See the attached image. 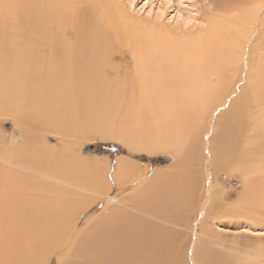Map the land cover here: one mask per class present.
Returning a JSON list of instances; mask_svg holds the SVG:
<instances>
[{
  "label": "bare ground",
  "instance_id": "6f19581e",
  "mask_svg": "<svg viewBox=\"0 0 264 264\" xmlns=\"http://www.w3.org/2000/svg\"><path fill=\"white\" fill-rule=\"evenodd\" d=\"M165 11L153 2L135 11L145 22L169 23L153 28L129 21L117 0H0V109L26 128L23 143L13 140L0 156V264H175L170 245L157 240L168 230L162 222L177 226V206L189 196L197 195L201 217L223 209L230 196L213 178L222 170L242 180L231 211L256 221L244 235H264V0L196 26L193 12L166 19ZM115 53L130 55V71L114 68ZM117 110L133 120L127 135L142 151L151 149L143 139L152 123L193 139L179 150L188 161L179 184L177 173L147 179L123 160L109 188L104 164L73 155L90 129L116 127L109 115ZM29 130L60 135L70 156L48 146L40 155ZM132 184L136 212L111 210V195ZM155 186L171 200L159 201ZM82 210L95 216L89 227L79 224ZM192 233L196 264L200 240ZM231 251L222 264H264L262 243L254 256Z\"/></svg>",
  "mask_w": 264,
  "mask_h": 264
},
{
  "label": "rangeland",
  "instance_id": "374dc122",
  "mask_svg": "<svg viewBox=\"0 0 264 264\" xmlns=\"http://www.w3.org/2000/svg\"><path fill=\"white\" fill-rule=\"evenodd\" d=\"M247 1L248 0H117V2L121 5L123 9V12L128 16L127 17L124 14L125 17L128 18V20L130 19L129 21L145 22L144 19L146 18L142 17V15L140 16L136 12H138L140 8H142L143 6L153 2L155 7L161 4L162 8L166 10L165 11L166 19L168 18L170 19L171 16L179 12H183L184 14L185 12L187 13V10L188 12L191 13L193 12V15H195L194 17L197 18V21L194 22L195 26L202 25V23H205L211 18L218 16L221 13L224 14V12H226L227 10H228L227 12H232L233 10H239V8H242L243 4H245V2ZM222 7L226 10L224 11ZM145 23L149 24L148 27H153V28H160V27L168 28L169 26V23L167 21L164 24L161 23L155 24L154 21L153 22L147 21ZM119 56L120 55L118 53H115L116 58L113 61V66L114 68L116 67L119 68L120 66L119 70L120 72L123 71L121 74H124L126 71H130L132 69V63L129 60L130 55L128 56L127 54H125L127 60L126 59L121 60ZM125 68H129V69L127 70ZM1 110L2 109H0V156L4 158L5 150L7 149V147L11 145V142L13 140H16L18 142V146H20L23 143L22 137H23V132L26 133L25 130L26 128H24V126H22V124H20L15 118L5 115L4 111ZM112 114H110L109 117L113 118L112 119L113 123L116 122L117 124L116 127L110 129L92 128L87 132L88 134L86 138H81L79 142H75L73 145V149H74L73 155L75 157L79 156L83 158V160L89 163L99 162L100 164L102 163L105 165V168H107L109 172V174H107L106 177L107 182H110L109 188H113L112 186H114L115 184L114 183L115 181L113 179V174L116 171L119 161H123V160L127 161L129 165L134 169H139V170L141 169L143 171H148L149 177H147V179H151L152 176L153 178L154 176H156L159 177L160 179L166 176L169 178V176L175 175L177 173L178 175H175L177 177L176 184L177 183L179 184L180 183L179 180H182V175L187 176L186 173L182 172L181 168L182 165L184 163H187L188 161L186 160V155H184V152L181 153L179 150L181 147L185 148V146L189 148L194 142L192 138H191L192 140L189 139L191 143L190 142L184 143V140L182 139L181 136H177L176 133L174 134L173 131L169 130L170 128L169 125L163 123L162 124L152 123V125L150 124L149 128L145 132L146 137L143 139L146 140V142L149 144V147L151 149L142 151L138 148L140 144L138 142V139L133 138L134 136L129 138L127 135L129 132L133 131V122H132L133 120L129 118L125 119L124 118L125 113L122 114L120 110H117V114L115 113ZM147 123L148 122H146V124ZM29 132L32 133L29 134L32 135L31 137H33L36 143L35 144L36 147L38 149L40 148L39 149L40 155H43L42 149L45 146H48L49 150L53 154H57L59 156L66 154L64 153L65 150L63 152L64 142L60 135L53 133L40 134L39 131L37 132L35 130H29ZM118 136L120 137L123 136L122 138H128L131 147L126 142L121 140L119 141V139H116V137ZM113 137H115L116 140ZM184 144L186 145L184 146ZM87 147H93V150L85 151L84 148ZM193 149L194 147L190 148L191 151L189 150L191 156H193L192 153L194 151ZM35 152L37 153L38 150H35ZM68 153L66 154L67 157L70 156L68 155ZM183 156H185V158H183ZM188 159L191 160L192 158H188ZM2 163L5 162L0 159V164ZM179 171H181L182 173H179ZM178 176L179 177L181 176V178H179ZM213 178L216 183V188H219L218 191L227 192V196L228 195L230 196L229 200L226 201L227 203L223 207V209H219V211L214 210L212 213L208 212V216H205L206 214L204 213L203 214L204 216L201 217L197 213L198 211L197 207L192 206L194 204V199L197 197V195L189 196L186 199L184 200L182 199L181 201H179L181 202V204L177 206L178 209L176 210L178 212L176 211L173 217L175 222H177L178 224L177 226L162 222L167 226L168 230L163 233L164 238H157V240L159 239L158 240V242L160 241L159 244L160 243L161 245L165 244L163 247L164 249L167 248L166 246L167 244L170 245L168 246V250L170 251L168 253L169 255L168 258L171 260L174 258L172 261H174L175 264H180V263L191 264V257L189 255L190 254L189 245L191 243V239L193 238V233H192L193 230L198 235V238L200 240V242L198 243L200 250L196 255V262H197L196 264H222V262L224 261L223 260L221 261V259H223V257L227 252L228 254L230 253V256H233V254L235 256L234 249L241 251V253H248L249 255L254 256L257 252L258 246L261 243L262 245H264L263 243L264 235L257 236L251 233L244 235V232H246V226H249L250 223L252 224V222L256 223V221L251 219L248 216V214H246L244 211H240L239 209H236L234 212L231 211L232 208L237 207L236 200L239 194L243 190V185L241 182L242 180L239 177V175L237 173H233L230 176L228 171L222 170L219 171L217 174H215V177ZM206 181H207L206 188L212 187L213 182H212L211 173H208V177ZM134 187L133 184L125 185L121 187V193L118 192L119 195L116 194L115 196L111 195L112 200L114 202L110 203L108 207L112 210L114 208L121 209L120 208L121 206L128 209L127 211H129V213L136 212L135 208L132 207V201H131L133 195L136 192ZM154 189H156L157 191L160 190L158 192L160 197L159 201L163 202L164 197L167 199L166 201L171 200L170 196L169 195L167 196V194L163 192V190H161L162 188L159 189L158 187L155 186ZM141 191H143V193H146L148 189L144 187V189L142 188ZM182 194L183 193L177 196V199H179L182 196ZM145 197H142L140 199L142 200V203L146 202L144 200L147 199V196ZM122 200H125L124 203L126 204H121ZM98 205L96 206L95 210L98 209L99 211L100 205L99 206ZM243 210H245V208ZM105 213L107 214L108 217L109 214L108 211ZM94 220H95V216L94 214H92L91 211L90 212L85 210L81 211V218L79 221L81 228H85L87 226L89 227ZM197 220L198 222H196ZM195 222L196 225L194 226ZM251 238L254 240L257 239L256 240V242L258 241L257 246L255 244L256 242ZM163 241H166L167 243ZM152 248L154 247L152 246ZM155 249L157 251V250H161L162 248L157 247ZM231 249H233L234 252H232ZM229 261H231V263L229 264H232V262H234L233 259H230Z\"/></svg>",
  "mask_w": 264,
  "mask_h": 264
},
{
  "label": "water",
  "instance_id": "95a60500",
  "mask_svg": "<svg viewBox=\"0 0 264 264\" xmlns=\"http://www.w3.org/2000/svg\"><path fill=\"white\" fill-rule=\"evenodd\" d=\"M85 151L93 150V147L84 148Z\"/></svg>",
  "mask_w": 264,
  "mask_h": 264
}]
</instances>
